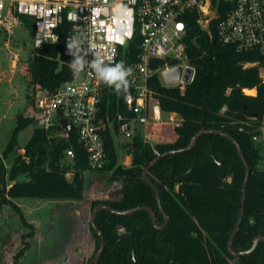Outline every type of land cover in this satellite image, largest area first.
I'll return each instance as SVG.
<instances>
[{"label":"trees","instance_id":"1","mask_svg":"<svg viewBox=\"0 0 264 264\" xmlns=\"http://www.w3.org/2000/svg\"><path fill=\"white\" fill-rule=\"evenodd\" d=\"M224 7L220 2L219 17L212 21L208 32L197 23L196 13L186 15L185 52L195 70L194 80L184 91L164 85L158 75L148 83L162 113L180 118L174 128L176 138L171 143L149 144L136 133L127 144L129 166L119 164L114 134L109 128L103 132L107 159L100 170L90 168L74 132L66 140L56 136L58 127L48 131L35 127L26 144H18V133L35 123L32 109L36 89L53 90L73 75L67 64L72 57L62 40L32 52L26 68L32 86L31 95L26 96L32 102L31 113L17 112L16 126L0 157V212L3 206L11 205L19 214L26 229L22 240L33 236L34 227L14 204L15 199L82 200L89 177L120 182L119 196L94 201L93 208L107 205L127 212L146 206L153 211L156 224L164 225L157 197L142 176L143 169L159 154L161 158L147 169L145 176L159 193L167 223L155 228L148 211L142 209L124 215L98 210L94 223L105 242L98 264H264V241H259L251 253L239 257L232 256L227 248L241 208L246 171L235 145L225 135L237 142L249 167L244 212L232 250L247 251L256 236H264V169L258 168L263 146L253 140L260 135L259 128H264V54L259 49L239 52L218 41L215 25L224 17ZM24 20L32 36L33 23ZM66 30L68 24L64 22L61 38ZM131 51L126 66L136 60L138 51ZM165 64L166 60H155L150 66L157 69ZM253 88L255 95L244 93ZM103 99V120L125 111L122 91L118 93L110 86ZM200 131L216 132L199 134L191 149L180 151ZM70 148L74 158L67 161L65 152ZM9 156L14 158L7 169L5 159ZM90 231L97 251L100 238L91 226ZM123 235L133 240L134 258L129 239L120 241L115 248ZM28 249L29 243L23 242L14 264Z\"/></svg>","mask_w":264,"mask_h":264},{"label":"built area","instance_id":"2","mask_svg":"<svg viewBox=\"0 0 264 264\" xmlns=\"http://www.w3.org/2000/svg\"><path fill=\"white\" fill-rule=\"evenodd\" d=\"M220 2L225 4V14L215 25L218 41L234 46L239 52L259 49L264 54V0H0V29L4 30L6 39L11 37L15 25L24 18L30 19L34 50L60 40L66 47L67 38L85 32L107 63L126 62L131 59L132 49L138 51L136 60L130 63L133 74L129 77L128 93L122 91L124 112H118L112 119L100 117L103 96L110 85L85 71L73 74L71 80L53 90L36 89L32 109L36 127L45 131L58 127L56 136L66 140L74 132L92 170L102 169L106 162L103 132L107 128L114 134L117 152L124 151L127 157H130L127 144L136 133L142 135L145 143L151 144L149 127L160 122L163 113L148 85L149 80L158 75L163 82V72L181 66L180 80L171 84L184 91L195 77L185 52L187 28L184 19L187 14L196 13L197 23L208 32L212 21L219 17ZM119 4L131 11L117 19L114 7ZM64 22L68 30L61 38ZM92 58V55L87 57L89 61ZM155 60H166L167 64L152 69L150 65ZM170 61L174 64H168ZM189 69L192 76L186 83L184 77ZM168 115V120L173 122L172 115ZM62 121L73 129L68 130ZM261 129L264 128H259L260 135L264 131ZM119 135L121 145L118 144ZM260 135L253 140L257 141ZM73 158L70 148L65 152V159L72 161Z\"/></svg>","mask_w":264,"mask_h":264},{"label":"rangeland","instance_id":"3","mask_svg":"<svg viewBox=\"0 0 264 264\" xmlns=\"http://www.w3.org/2000/svg\"><path fill=\"white\" fill-rule=\"evenodd\" d=\"M33 51L28 23L20 21L12 28V35L8 39L4 30L0 29V157L5 149V140L16 126L17 112L24 111L25 115L31 113L32 102L26 96L31 95L32 86L29 84L26 68ZM163 84L175 87L165 81ZM244 93L256 94L246 91ZM168 117L169 115L162 114L161 121L149 127L151 144L170 140L162 135L166 132L171 134L172 126L179 124L180 118L172 115L174 121L170 122ZM35 127L36 123H31L18 133L17 142L21 147L30 139ZM120 139L122 137L119 135V145ZM255 142L263 146L258 168L264 169V131ZM13 158L14 156H9L5 159L7 169L10 168ZM128 158L131 159L124 151L119 150V164L128 166ZM119 187L120 182L110 183L107 177H89L82 200L15 199L14 202L17 201L16 204L23 211L26 221H36L37 225L33 236L28 239L30 247L25 253L26 257L18 259L17 264H74L82 262L86 256L84 264H92L96 252L95 240L90 231L94 209L92 202L119 196ZM3 207L0 212V264H13L14 256L22 248L21 236L26 229L11 205ZM46 228L51 231L49 235L43 232Z\"/></svg>","mask_w":264,"mask_h":264},{"label":"clouds","instance_id":"4","mask_svg":"<svg viewBox=\"0 0 264 264\" xmlns=\"http://www.w3.org/2000/svg\"><path fill=\"white\" fill-rule=\"evenodd\" d=\"M99 11L100 9H97V12ZM130 11L131 9L123 4L116 5L114 7L115 18L128 15ZM123 42L121 40V43ZM96 47V44L89 40L85 32H78L67 38V54L72 57V60L67 64L73 74L87 71L94 74L103 83L114 87L118 93L127 92L130 85L129 77L133 74V68L126 66L123 61L105 62ZM89 55L93 57L90 61L87 59ZM109 59L111 58L109 57Z\"/></svg>","mask_w":264,"mask_h":264},{"label":"water","instance_id":"5","mask_svg":"<svg viewBox=\"0 0 264 264\" xmlns=\"http://www.w3.org/2000/svg\"><path fill=\"white\" fill-rule=\"evenodd\" d=\"M181 73H182V67L181 66H177V67H174V68L170 69L169 71L163 72L164 81L166 83H168V84L177 82V81L180 80ZM191 76H192V70L189 69V70H187V72L185 74L184 81L186 83H189L190 82V79H191ZM127 93H128V91H127ZM62 124L68 130H72L73 129V127L71 125L67 124L65 121H62ZM207 132L208 133H215L216 131H200L199 133H197L193 137V139L191 140V142L189 143V145L185 149L180 150V151H187V150L191 149L193 147V145L196 143V140H197L199 134L207 133ZM225 137H227L228 139H230L232 141V143L235 145V147L237 149V152H238V155H239L241 161L243 162V164L245 166V171H246L245 178H244L243 185H242V198H241V208H240L239 216H238L237 222L235 224V227H234V229H233V231H232V233L230 235V238H229V241H228V245H227V248H228L229 253L232 256H234V257H239V256H242V255L251 253L254 250V248L256 247V245L258 244L259 241H264V236H261V235L256 236L255 239H254V242H253L252 247L249 250H247V251L234 252L232 250V246L231 245H232V242L234 240V237H235V235H236V233L238 231V228H239V225H240L242 216H243V212H244V203H245V197H246V184H247V179H248V175H249V167L246 164L245 160L243 159V156L241 154V150H240L237 142L233 138H231V137H229L227 135H225ZM159 158H161V155H158L157 158H155L145 169H143L142 176H143L144 181L153 189V191H154V193H155V195L157 197L158 207H159V210H160L161 214L164 217V221H165L164 225H165L167 223V217H166V215L163 212V209L161 207L159 193H158L156 187L145 176V172L147 171V169L150 168L151 166H153L158 161ZM100 209L110 210L111 212H113L114 214H117V215L130 214V213L134 212L135 210H140V209L146 210L150 214V217L152 219V224H153V226L155 228L160 229V228H162L164 226V225L158 226L156 224L155 215H154L153 211L150 208L146 207V206L137 207V208L132 209V210H129L127 212H120L118 210H112L107 205H98V206H96L93 209V211H92L91 220H90V226L93 229V231L95 232V234L100 238V245H99V248L97 249L96 254L94 256V259H93V262H92L93 264H98V260H99L101 254H102V252L104 250V247H105V242H104L103 235L97 229V227H96V225L94 223L96 213ZM124 239H129L130 240V253H131L132 258H134L133 240L131 239L130 236L123 235L121 238H119L118 241L115 244V248L117 247V245L119 244V242L122 241V240H124Z\"/></svg>","mask_w":264,"mask_h":264},{"label":"crops","instance_id":"6","mask_svg":"<svg viewBox=\"0 0 264 264\" xmlns=\"http://www.w3.org/2000/svg\"><path fill=\"white\" fill-rule=\"evenodd\" d=\"M23 21H25V20H23ZM32 37V36H31ZM246 90H251V89H245L244 91H246ZM253 90H255V92H256V89L255 88H253ZM166 115V114H165ZM168 115V114H167ZM172 115H175L176 117H178L176 114H172ZM176 121H179L178 119L176 120ZM180 122H181V120H180ZM180 122H179V124H180ZM175 126L176 125H174V126H172V133L171 134H169L168 132H166V133H164L163 135H162V137H164V138H170V140L168 139L167 141H158V142H166V143H171V142H173L174 141V139L176 138V134H175V132H174V128H175ZM6 141V140H5ZM157 142V141H156ZM128 160L129 161H127V165L129 166L130 165V162H131V159L130 158H128ZM17 203V201L16 202H14V204L21 210V208L16 204ZM40 203V202H39ZM3 209H4V207H3ZM3 211V210H2ZM1 211V212H2ZM22 211V210H21ZM22 213H23V211H22ZM28 223H30L33 227H34V229L36 228V221H33V222H31V221H27ZM50 222H53V221H50ZM35 223V224H34ZM43 232H46V233H48V235L50 234V232L51 231H49V229H44L43 230ZM23 233V232H22ZM26 233V232H25ZM44 233H42V235H43ZM23 235V234H22ZM23 242H27V243H29V240L28 239H26V240H22V243ZM29 247H30V243H29ZM26 253V252H25ZM89 254V253H88ZM16 256V255H15ZM15 256H14V258H15ZM22 257H26V255L24 254L23 256H21V257H19L18 259H20V258H22ZM18 259H17V261H18ZM86 259H87V256L83 259V261L82 262H77V263H74V264H84V261H86ZM13 264H14V261H13ZM16 264H17V262H16Z\"/></svg>","mask_w":264,"mask_h":264},{"label":"bare ground","instance_id":"7","mask_svg":"<svg viewBox=\"0 0 264 264\" xmlns=\"http://www.w3.org/2000/svg\"><path fill=\"white\" fill-rule=\"evenodd\" d=\"M246 92H249V93H250V92H252V93H254V92H255V90H252V91H250V90H246Z\"/></svg>","mask_w":264,"mask_h":264},{"label":"flooded vegetation","instance_id":"8","mask_svg":"<svg viewBox=\"0 0 264 264\" xmlns=\"http://www.w3.org/2000/svg\"><path fill=\"white\" fill-rule=\"evenodd\" d=\"M95 254H96V252H95ZM95 256V255H94ZM94 259V258H93ZM93 262V261H92ZM93 264V263H92Z\"/></svg>","mask_w":264,"mask_h":264}]
</instances>
